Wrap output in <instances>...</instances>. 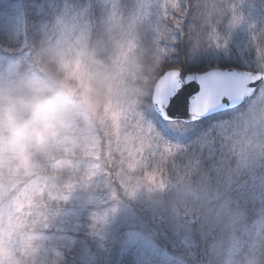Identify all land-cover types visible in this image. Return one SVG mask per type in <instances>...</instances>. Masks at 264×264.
I'll return each mask as SVG.
<instances>
[{"label":"clouds","instance_id":"9594fccd","mask_svg":"<svg viewBox=\"0 0 264 264\" xmlns=\"http://www.w3.org/2000/svg\"><path fill=\"white\" fill-rule=\"evenodd\" d=\"M146 2L159 24L160 43L145 40L140 24L133 20L140 0H116L115 11L101 0L102 14L85 18L90 32L82 41L76 39V18L85 9L65 4L44 24L46 28L41 26L18 46L0 44V50L10 54L0 56V216L4 217L0 264H64L60 246L46 244L48 237L42 231L53 215L47 211L48 202H43V222L26 220L9 230L11 193L37 180L54 182L66 173L70 179L79 178L69 193L82 187L91 200L95 183L85 163L87 149L117 122L121 127L136 124L138 117H126L141 108L157 80L166 55L163 42L174 41V31L190 16L192 47L201 42L219 47L221 19L228 15L230 27L244 19L238 10L243 0ZM257 50L262 58L251 71L264 79V48ZM210 129L219 134L209 146L211 167L200 166L208 180L200 183L197 173L192 177L193 193L176 189L170 198V216L177 230L199 222L206 240L204 264H264V209L246 223L244 208L230 194L243 169L264 165V84L243 108L215 121ZM190 151L199 158L195 149ZM170 164L169 157L162 165L166 180ZM137 180L134 191L121 183L119 195L112 199L131 197L142 185L149 191L160 189L146 179Z\"/></svg>","mask_w":264,"mask_h":264},{"label":"rangeland","instance_id":"374dc122","mask_svg":"<svg viewBox=\"0 0 264 264\" xmlns=\"http://www.w3.org/2000/svg\"><path fill=\"white\" fill-rule=\"evenodd\" d=\"M248 2L243 0L238 5L244 17L239 25L230 27L228 15L217 25V30L223 31L225 36L233 35L242 39L244 46L251 36H264V0L260 9H254L258 12L251 5L252 10H246ZM65 4L77 9L84 8L89 19L98 18L103 11L101 0H0V44L18 46L25 37L50 22ZM68 14L71 15V11ZM142 31L144 39L150 41L143 27ZM202 50L199 44L194 48L190 44L187 47L190 56L202 54ZM1 52L5 53L4 56L10 55L3 50ZM256 52L257 65L262 57L258 50ZM197 126H188V131L182 130L169 138V142L181 145L183 153L178 151L170 157L164 189L149 191L142 185L131 197L112 199L113 193L118 196L121 191V182L115 176L116 170H112V178L108 183L110 187L97 182L91 189L92 198L89 200L88 190L82 187H76L68 194L62 186L70 180L77 181L78 177L70 179L66 173L62 174L55 182L62 194H68V199L49 200L45 196L47 211L53 214L49 227L42 230L48 237L46 244L60 246L64 259L70 257L71 264H204L207 259L206 240L202 237L199 222L193 221L190 229L177 230L169 211L170 198L176 190V173L190 157L196 155L190 150L195 149L199 154L202 169L210 168L214 159L209 157V146L219 133L210 129L212 125L207 128ZM207 131L208 135L205 136ZM152 171L153 168L149 167L134 175L146 179L147 173ZM165 175L162 177L157 173L156 179L160 180ZM56 194V191L52 192L53 196ZM230 194L235 200L243 194L255 199L264 196V165L253 170L243 169ZM113 207L115 211H112ZM24 210L30 211L27 206ZM36 211L45 214V209ZM32 218L40 220L42 217L37 215L29 219ZM168 244L173 247L172 251L165 249L164 245Z\"/></svg>","mask_w":264,"mask_h":264},{"label":"snow or ice","instance_id":"6c2138e0","mask_svg":"<svg viewBox=\"0 0 264 264\" xmlns=\"http://www.w3.org/2000/svg\"><path fill=\"white\" fill-rule=\"evenodd\" d=\"M102 2L104 5L111 3L113 11L117 8L116 0H102ZM164 7L166 8V5ZM86 17V10H83L76 18L77 40L82 41L89 35L90 22L85 21ZM133 20L138 22L146 32L151 33L149 42L153 40L156 43L161 42L159 24L155 21L150 2L140 0L133 14ZM174 36V41L163 42L162 50L166 53L165 59L154 86L149 89L148 95L143 99V105L136 113L126 117V120L138 117L136 124L121 127L117 122L110 133L97 137L87 149L88 156L85 163L91 174V182L107 184L111 181L112 170H116L115 176L120 182L130 191H134L139 187V181L134 173L151 167L153 171L147 173V181L164 189L167 180L165 177L157 180L156 175L159 173L163 177L162 165L166 164L168 158L174 153L183 151L181 145L169 142V138L182 130L188 131V126L203 124L210 120L222 121L225 117L231 116L235 109L247 103V98L255 89L264 84V79L248 70L210 69L207 72H193L185 71L181 66L167 64L166 58L173 52L169 49H175L174 52L179 53L178 40L182 36L181 26L174 31ZM189 82H195L198 90L185 91ZM197 173H199L200 183L207 182V175L200 172L199 158L194 156L177 171L176 189L193 193L195 188L192 177ZM76 182H79V178ZM72 186L73 181L70 180L62 188L67 189L69 193ZM53 191L57 192L55 196L52 195ZM45 196L49 200L68 199V194H62L61 188H58L55 181L37 180L28 188L14 190L9 203L13 210L7 216L8 229L19 228L26 220L43 222L44 213L36 210L44 209ZM25 206L30 211L25 212ZM112 211H115L114 207ZM37 215L42 218L29 219ZM3 223L4 217L0 216V225Z\"/></svg>","mask_w":264,"mask_h":264},{"label":"trees","instance_id":"16d2710c","mask_svg":"<svg viewBox=\"0 0 264 264\" xmlns=\"http://www.w3.org/2000/svg\"><path fill=\"white\" fill-rule=\"evenodd\" d=\"M262 0H249L248 5L245 7L246 10L260 9L262 7ZM241 5V4H239ZM251 5V7L249 6ZM241 8V7H240ZM255 12H258L254 10ZM191 23V17H186L182 27V35L179 40V53L172 52L166 58V63L169 65L181 66L185 71H205L211 67L219 68H240L246 70H252L256 67V55L257 47L264 46V36H251L244 44L237 37L225 36L223 31H218L219 33V44H212L211 42L205 44L201 42L199 45L203 47L202 54L196 53L190 56L187 51V47L191 42L188 38L189 24ZM169 24L171 22L169 21ZM260 26V24H257ZM146 37L150 39L151 33L146 32ZM256 38V39H255ZM147 40V38H146ZM172 45H170L171 47ZM257 53V52H256ZM4 52H1L0 56H4ZM8 56V55H5ZM241 108L235 109L231 115ZM215 121H205L203 124L197 123V128L209 127L213 125ZM196 126V125H195ZM188 136V134L186 135ZM244 186L243 189H245ZM242 197L236 198V201L244 208L246 212V223H251L257 217L259 211L264 209V196L259 199H255L249 195L243 194ZM165 249L172 251V246L170 244L164 245ZM64 264H71L70 257L64 259ZM190 264V263H189Z\"/></svg>","mask_w":264,"mask_h":264},{"label":"water","instance_id":"95a60500","mask_svg":"<svg viewBox=\"0 0 264 264\" xmlns=\"http://www.w3.org/2000/svg\"><path fill=\"white\" fill-rule=\"evenodd\" d=\"M212 69H219L221 71H224V70H227V71H233V70H235V71H245V70L238 69V68H226V69L212 68ZM208 70H210V69H208ZM208 70H206L204 72H207ZM193 90H198V85L195 82H189L188 85L185 87V91L191 92Z\"/></svg>","mask_w":264,"mask_h":264},{"label":"bare ground","instance_id":"6f19581e","mask_svg":"<svg viewBox=\"0 0 264 264\" xmlns=\"http://www.w3.org/2000/svg\"><path fill=\"white\" fill-rule=\"evenodd\" d=\"M217 68H219V67H217ZM210 69H212V68H210ZM220 69H226V68H220ZM206 71V70H205ZM201 72H204V71H201Z\"/></svg>","mask_w":264,"mask_h":264}]
</instances>
